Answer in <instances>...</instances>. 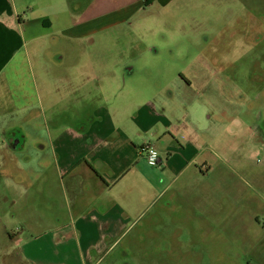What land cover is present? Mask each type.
<instances>
[{"label": "rangeland", "instance_id": "1", "mask_svg": "<svg viewBox=\"0 0 264 264\" xmlns=\"http://www.w3.org/2000/svg\"><path fill=\"white\" fill-rule=\"evenodd\" d=\"M129 5L133 10L122 14L133 13L127 22L95 29L81 40L72 30L62 32ZM15 6L25 8L24 21L48 17L44 26L50 24L53 30L49 37L27 43L36 77V104L43 109L42 128H51L44 133L50 140L49 154L68 152L61 140L71 139V146L81 140V133L61 128L67 114L51 112L67 108L70 114L78 100L76 87L90 86L95 75L106 77L110 89L105 98L94 99L103 100L98 110H106L110 127L133 136L148 121L145 94L123 86V81L122 90L116 92L120 73L114 64L135 42L141 41L144 51L150 47L159 51L162 46V60L175 63L172 74L184 79L179 96L190 109L183 119L187 126L166 137L177 151L191 142L198 151L184 177L191 185L190 194L179 200L198 209L178 206L179 215L172 221L179 230L170 237L153 227L155 221L159 225L164 221L157 216L161 204L153 203L144 215V264H192L193 259H206L203 264H264V0H16ZM82 40L80 55H72L79 62L67 70L76 78L73 83L61 82L66 62L54 61L62 53L67 61L66 47H76ZM9 107V99L0 91V117ZM179 108V113L186 110ZM93 135L97 139L96 130ZM4 138L0 135V145ZM41 222L25 191L2 180L0 264L10 260L4 254L15 256L18 264H88L71 226L66 243ZM194 223L199 227L196 233L185 235L184 229Z\"/></svg>", "mask_w": 264, "mask_h": 264}, {"label": "crops", "instance_id": "2", "mask_svg": "<svg viewBox=\"0 0 264 264\" xmlns=\"http://www.w3.org/2000/svg\"><path fill=\"white\" fill-rule=\"evenodd\" d=\"M15 1L0 0V91L11 106L0 117V135L5 137L0 145V182L8 180L25 191L30 207L37 214V221L45 222L57 240L67 243L71 226L88 264H97L99 258L114 246L117 255L123 257H128L131 243H136L143 252L144 215L152 209L153 203L161 204L157 216L164 219L162 225L155 221L153 227L158 233L168 232L165 235L174 233L179 227L172 221L179 215L178 206L185 204L198 209L196 204L179 201L190 194L191 185L184 177L198 151L191 141L177 151L173 140L166 137L167 133L174 135L172 130L179 133L181 127L187 126L183 119L190 109L179 96L185 87L184 79L172 74L175 63L171 65L162 60V46L159 51L153 52L151 47L144 51V44L135 42L126 51V56L114 64L120 73L116 92L122 90L123 81V86H131L145 94L148 121L133 136L110 127L106 110H98L104 104L103 100H94L105 98L110 89L106 77L95 75L90 86L76 87L74 97L78 100L70 114L65 111L67 108L51 112H63L62 116L67 114L61 128L81 133V140L73 146L71 139L61 140L68 152L59 150L49 154L50 140L44 133L51 128L49 125H46L47 129L42 128L43 109L36 104V77L27 43L39 37H49L53 30L50 24L44 26L49 22L48 17L22 20L21 12L25 8L19 6L16 10ZM18 1L31 3L35 0ZM131 6L78 22L74 28L62 32L72 30L81 40L95 29L106 30L127 22L133 13L129 16L122 14L133 10ZM83 46L82 40L76 47H66L67 61L65 53L54 61L57 64L66 62L61 82L73 83L75 80L73 71L69 74L67 70L69 65H77L79 61L72 60V55H80ZM169 75L173 78H168ZM180 105L186 108L182 113H179ZM13 128L24 132L28 149L15 151L7 148ZM139 140L140 144H137ZM149 142L157 144L158 166H152L146 160L145 145ZM55 161L64 162L56 164ZM122 241L131 242L120 245ZM2 256L10 257L4 264H18L13 260L15 256Z\"/></svg>", "mask_w": 264, "mask_h": 264}, {"label": "flooded vegetation", "instance_id": "3", "mask_svg": "<svg viewBox=\"0 0 264 264\" xmlns=\"http://www.w3.org/2000/svg\"><path fill=\"white\" fill-rule=\"evenodd\" d=\"M261 126L264 129V122L261 123ZM9 134L10 135L7 141V148L15 151H23L28 149L29 143L26 140L24 132L20 128H13ZM20 141L22 142V144H20ZM158 164H159V160H158ZM90 166L92 168V165ZM198 228H199L198 225L194 223L193 227L191 228L186 227L184 229V234L193 235L196 233ZM175 235L176 232L167 236L173 237ZM131 244L132 246L128 248V257L117 255V249L116 246H114L99 258L97 264H117L116 259L122 260L121 264H144V251L141 252L136 243H131ZM132 259H135V261H133ZM202 260L204 261V263L206 262V259H200L199 262H197L196 259H193L192 264H203Z\"/></svg>", "mask_w": 264, "mask_h": 264}, {"label": "built area", "instance_id": "4", "mask_svg": "<svg viewBox=\"0 0 264 264\" xmlns=\"http://www.w3.org/2000/svg\"><path fill=\"white\" fill-rule=\"evenodd\" d=\"M145 151L147 152L146 160L148 164L157 166L159 160L157 144L155 142H149L145 145Z\"/></svg>", "mask_w": 264, "mask_h": 264}, {"label": "water", "instance_id": "5", "mask_svg": "<svg viewBox=\"0 0 264 264\" xmlns=\"http://www.w3.org/2000/svg\"><path fill=\"white\" fill-rule=\"evenodd\" d=\"M20 144H22V142L20 141Z\"/></svg>", "mask_w": 264, "mask_h": 264}, {"label": "trees", "instance_id": "6", "mask_svg": "<svg viewBox=\"0 0 264 264\" xmlns=\"http://www.w3.org/2000/svg\"><path fill=\"white\" fill-rule=\"evenodd\" d=\"M146 1H148V0H146Z\"/></svg>", "mask_w": 264, "mask_h": 264}]
</instances>
